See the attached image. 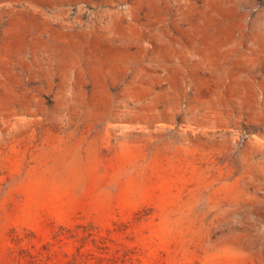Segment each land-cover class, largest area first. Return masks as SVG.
Masks as SVG:
<instances>
[{"label": "rangeland", "instance_id": "obj_1", "mask_svg": "<svg viewBox=\"0 0 264 264\" xmlns=\"http://www.w3.org/2000/svg\"><path fill=\"white\" fill-rule=\"evenodd\" d=\"M0 264H264V0H0Z\"/></svg>", "mask_w": 264, "mask_h": 264}]
</instances>
